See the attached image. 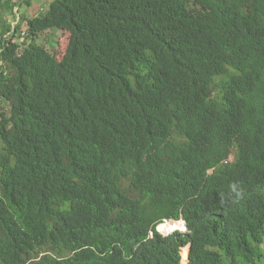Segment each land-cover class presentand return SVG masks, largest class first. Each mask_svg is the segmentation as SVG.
<instances>
[{
	"label": "trees",
	"instance_id": "trees-1",
	"mask_svg": "<svg viewBox=\"0 0 264 264\" xmlns=\"http://www.w3.org/2000/svg\"><path fill=\"white\" fill-rule=\"evenodd\" d=\"M32 4L0 0V264H260L264 0Z\"/></svg>",
	"mask_w": 264,
	"mask_h": 264
},
{
	"label": "rangeland",
	"instance_id": "rangeland-1",
	"mask_svg": "<svg viewBox=\"0 0 264 264\" xmlns=\"http://www.w3.org/2000/svg\"><path fill=\"white\" fill-rule=\"evenodd\" d=\"M52 0H33V4L31 6L24 5L23 7H20V13L21 15L28 16V17H34V16H40L42 12H45V10L48 9V6ZM15 2H19V0H15ZM18 12V9H15V13ZM3 18L0 17V24L2 23ZM16 26V23L13 24V27ZM27 34V25L23 26V29L21 30L20 36ZM41 42L45 46V48L48 50L49 53L52 55L62 56L65 52L66 46L68 44V37L63 31L60 30H51L47 33H44L41 35ZM170 223V222H168ZM169 225V224H167ZM158 230L162 235L163 233H168L172 231L171 229H166L165 227H158ZM183 230V229H178ZM176 231V230H175ZM185 231V230H183ZM187 231V230H186ZM171 234V233H170ZM260 264H264V246H263V259Z\"/></svg>",
	"mask_w": 264,
	"mask_h": 264
},
{
	"label": "bare ground",
	"instance_id": "bare-ground-1",
	"mask_svg": "<svg viewBox=\"0 0 264 264\" xmlns=\"http://www.w3.org/2000/svg\"><path fill=\"white\" fill-rule=\"evenodd\" d=\"M26 38H27V36H26V35H23V40H22V42H24ZM167 224H169V225H167ZM159 227H165L166 229H170V227L173 228L172 231H170V232H168V233H163V234H166V235H168V234H170V233H172L173 231L178 230V229L186 230L185 225H184V221H179V222H175V223H168V222H167V223H163V224L160 225Z\"/></svg>",
	"mask_w": 264,
	"mask_h": 264
},
{
	"label": "clouds",
	"instance_id": "clouds-1",
	"mask_svg": "<svg viewBox=\"0 0 264 264\" xmlns=\"http://www.w3.org/2000/svg\"><path fill=\"white\" fill-rule=\"evenodd\" d=\"M184 225H185V223H184ZM185 228H186V226H185ZM186 230H187V228H186ZM186 230H185V231H183V230H176V231L186 232ZM173 232H175V231H173ZM173 232H172V233H173ZM172 233H171V234H172ZM168 235H170V234H168Z\"/></svg>",
	"mask_w": 264,
	"mask_h": 264
},
{
	"label": "water",
	"instance_id": "water-1",
	"mask_svg": "<svg viewBox=\"0 0 264 264\" xmlns=\"http://www.w3.org/2000/svg\"><path fill=\"white\" fill-rule=\"evenodd\" d=\"M170 223H175L174 221H171Z\"/></svg>",
	"mask_w": 264,
	"mask_h": 264
},
{
	"label": "built area",
	"instance_id": "built-area-1",
	"mask_svg": "<svg viewBox=\"0 0 264 264\" xmlns=\"http://www.w3.org/2000/svg\"><path fill=\"white\" fill-rule=\"evenodd\" d=\"M22 44L24 43V42H21Z\"/></svg>",
	"mask_w": 264,
	"mask_h": 264
}]
</instances>
